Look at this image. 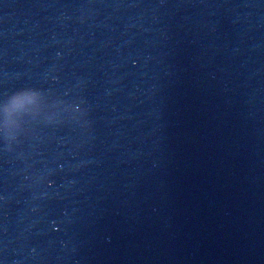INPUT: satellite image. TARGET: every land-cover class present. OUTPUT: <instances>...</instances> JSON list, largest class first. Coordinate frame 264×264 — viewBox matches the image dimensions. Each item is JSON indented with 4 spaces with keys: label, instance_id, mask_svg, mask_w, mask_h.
Instances as JSON below:
<instances>
[{
    "label": "water",
    "instance_id": "1",
    "mask_svg": "<svg viewBox=\"0 0 264 264\" xmlns=\"http://www.w3.org/2000/svg\"><path fill=\"white\" fill-rule=\"evenodd\" d=\"M182 176L239 264H264V0H95Z\"/></svg>",
    "mask_w": 264,
    "mask_h": 264
},
{
    "label": "clouds",
    "instance_id": "2",
    "mask_svg": "<svg viewBox=\"0 0 264 264\" xmlns=\"http://www.w3.org/2000/svg\"><path fill=\"white\" fill-rule=\"evenodd\" d=\"M21 102H22V97L21 96H16L12 100V103H13L14 106L19 105Z\"/></svg>",
    "mask_w": 264,
    "mask_h": 264
}]
</instances>
